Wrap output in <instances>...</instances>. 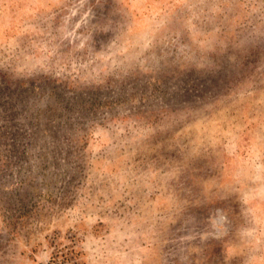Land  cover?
<instances>
[{"label": "rangeland", "instance_id": "obj_1", "mask_svg": "<svg viewBox=\"0 0 264 264\" xmlns=\"http://www.w3.org/2000/svg\"><path fill=\"white\" fill-rule=\"evenodd\" d=\"M0 264H264V0H0Z\"/></svg>", "mask_w": 264, "mask_h": 264}]
</instances>
